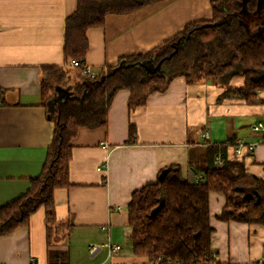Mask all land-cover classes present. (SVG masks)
Masks as SVG:
<instances>
[{
	"label": "crops",
	"instance_id": "1",
	"mask_svg": "<svg viewBox=\"0 0 264 264\" xmlns=\"http://www.w3.org/2000/svg\"><path fill=\"white\" fill-rule=\"evenodd\" d=\"M211 1L164 0L108 14L104 27L87 32V66L105 74L121 57L146 53L187 25L212 20ZM259 6L264 9V0ZM76 8L77 0H0V207L24 195L43 170L54 133L47 113L69 94L59 86L43 105L44 67L72 69L64 56L65 23ZM244 83L235 77L229 87ZM226 91L214 77L197 83L177 77L133 110L130 91L118 92L107 125L80 128L73 139L71 185L55 190L53 220L41 208L29 227L0 236V264H151L131 246L132 196L171 166L190 182L204 181L210 144L230 145L227 158L264 180V136L252 131L264 122V104H246ZM259 96L264 100V91ZM131 125L137 137L128 144ZM238 140L254 149L237 155ZM225 204L224 196L210 194L213 264H264V225L220 220ZM92 246L100 250L92 253Z\"/></svg>",
	"mask_w": 264,
	"mask_h": 264
},
{
	"label": "trees",
	"instance_id": "2",
	"mask_svg": "<svg viewBox=\"0 0 264 264\" xmlns=\"http://www.w3.org/2000/svg\"><path fill=\"white\" fill-rule=\"evenodd\" d=\"M164 0H77L65 23L64 56L86 60L88 30L102 28L108 14H126ZM212 0L213 18L187 25L181 32L146 53L121 57L106 75L90 80L81 67H44L42 100L47 105L57 87L72 88L47 113L54 124L51 145L41 174L29 190L0 207V236L29 227L41 208L50 223L54 218V192L70 183L72 141L80 128L108 123V110L122 90L130 91V110L147 98L165 92L177 77L197 83L214 77L227 95L249 105L264 104V9L259 0ZM245 79L242 88L230 80ZM130 126L128 144L136 143ZM230 145L210 144L204 181L190 182L179 167L171 166L156 183L134 192L127 212L134 254L158 264H213L209 198L212 192L226 199L219 219L264 225V180L246 172L240 161L227 158ZM220 153L222 167L215 164ZM161 172V173H162ZM161 175V174H160Z\"/></svg>",
	"mask_w": 264,
	"mask_h": 264
},
{
	"label": "built area",
	"instance_id": "3",
	"mask_svg": "<svg viewBox=\"0 0 264 264\" xmlns=\"http://www.w3.org/2000/svg\"><path fill=\"white\" fill-rule=\"evenodd\" d=\"M68 66L69 67H81L83 69V73L84 75H86V77L90 80H93V79H96L98 77V74L94 73L86 64L85 61L83 62H79L77 60H70L69 63H68ZM106 75V73H105ZM252 131L255 132V133H259L261 135L264 136V122H257L256 124L253 125L252 127ZM203 137L205 139H209V134L208 133H205L203 134ZM235 148H236V153L237 155H243L244 151L246 149H248L249 151L253 150L254 149V146L255 144H247L245 143L243 140H238L235 144ZM215 164L218 166V167H222L223 164H224V161L223 159L218 156L215 160ZM112 251H118L120 250V246H116V245H107ZM100 250V247H95V246H92L90 248V251L92 253H95L96 251ZM151 264H155V263H151ZM158 264V263H156ZM258 264H262V262H259Z\"/></svg>",
	"mask_w": 264,
	"mask_h": 264
},
{
	"label": "rangeland",
	"instance_id": "4",
	"mask_svg": "<svg viewBox=\"0 0 264 264\" xmlns=\"http://www.w3.org/2000/svg\"><path fill=\"white\" fill-rule=\"evenodd\" d=\"M247 0H243V2L245 3ZM246 7V3L244 4ZM72 90V88H67V91L70 92Z\"/></svg>",
	"mask_w": 264,
	"mask_h": 264
},
{
	"label": "water",
	"instance_id": "5",
	"mask_svg": "<svg viewBox=\"0 0 264 264\" xmlns=\"http://www.w3.org/2000/svg\"><path fill=\"white\" fill-rule=\"evenodd\" d=\"M165 175H166V172L163 171V172L161 173V175H160V178H163Z\"/></svg>",
	"mask_w": 264,
	"mask_h": 264
}]
</instances>
